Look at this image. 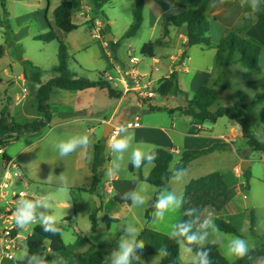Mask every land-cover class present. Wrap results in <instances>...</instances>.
<instances>
[{
    "label": "crops",
    "instance_id": "1",
    "mask_svg": "<svg viewBox=\"0 0 264 264\" xmlns=\"http://www.w3.org/2000/svg\"><path fill=\"white\" fill-rule=\"evenodd\" d=\"M68 1H71L73 4L72 22L78 26V29L71 33H65L55 24L54 12L61 5L62 0H6V15H4L0 2V21L5 20L13 32L14 46L10 49L19 51V59L22 62L28 61L21 58V53L27 49L25 43L29 40H36V35L46 33L50 28H53L59 41L66 45L67 51H70L71 48L75 51H83L84 49H89L92 45L99 44L100 48L104 50L110 59V63H106V69H109L110 72L105 71L103 75L105 78H111L113 86L122 90L123 95L121 98L115 99L110 98L104 90H86L93 91L94 93L90 97L85 98L84 101L89 102L92 99L94 104L88 107V109H84L82 107L83 100L73 105H70L68 100H65L66 103L63 100H59L61 106H58L59 104L54 105L52 97L56 92H77L54 89L49 101L52 111L51 122L48 126L50 129L48 134L41 140L52 137L53 141L60 142L66 140L64 137L73 136L75 133L79 135L81 131L77 130L74 126L83 119H73V116L76 114L86 113L89 115L85 119L87 122L109 124L114 128L119 127L121 124L129 126L136 122L138 118L140 126L135 128L129 127V130L135 133V142L141 147L155 146L156 149L171 151L174 156L171 165L175 164L177 166L180 163V156L185 150L206 149L216 143H227L236 138H239V140L242 138L240 126L232 120H230L231 124L226 128L229 131L228 134L226 133L222 136L214 134L217 125L225 117L220 118L216 124H212V128H208L206 124L209 123L201 122L181 112L171 114L168 111L151 110L152 106L164 109L184 107L187 105V100L179 94L180 90L192 97L206 83L213 84L218 78L219 70L216 64L217 47L225 37L226 31L237 26H239L237 29L244 30L248 36L255 39L262 46L259 58L260 73L254 76H247L242 66L237 69V67L232 65L231 69L233 73L229 77V84L233 87L235 82H250L248 78L251 79V77L255 78L254 82L256 83L264 81V32L252 16L243 14V6H241L240 0H224V3H217L215 7L210 5V0H171L175 4V13L192 8L202 12L206 16L210 24L208 37L212 47L206 50H203L199 46L188 48L185 26L180 28L171 27L169 36L164 39L165 44L156 48L154 58L143 57L141 50L144 44L162 38L163 29L161 22L170 13V0H144L143 23L136 36L132 38H124V35L134 23L133 12L136 0H113L111 3L105 5L103 11L108 18V27H105V23L97 18L92 10L90 0ZM99 24H101L100 28ZM82 26H84V33L80 32ZM110 42H113L114 45L119 44L115 47V54L112 52V48L114 47ZM4 43L5 28L0 26V46ZM195 47L199 48L198 52L193 51ZM137 53H139L140 57L136 55ZM132 58L137 59L136 63L131 62ZM207 58L211 60L209 61L210 64L207 63ZM3 59L4 57L0 60V63ZM196 59L199 60V63ZM11 73H13L12 69ZM11 73L5 69V77H11ZM155 73L160 74V78L156 79L157 81L163 78L174 77L178 95L181 97L179 106L170 107L158 102V95L143 103L136 101L131 94H127V89L125 90L124 87L128 86L129 81L134 82L136 77L143 76L145 78H148V76L152 78V75ZM52 76H54V73ZM19 79L24 82L26 80L25 74H22ZM0 81L4 83L6 80H1L0 78ZM9 83H13V81L10 80ZM186 87L190 90H186ZM218 87L219 85H217ZM17 99L19 100L20 97H17ZM260 105L257 110H259ZM221 106L231 107L238 105L228 104V102L221 100L219 96L210 110L214 112ZM6 108L12 115L11 108ZM157 113L161 115H156ZM62 125L69 127L60 129ZM87 132L92 136L90 144L68 155L73 158V161L66 166L58 165L55 160H49V158H33L31 168L28 167L25 164V157L34 151L32 147L37 145L39 140L22 145L19 150L13 153L7 147L10 144L14 145L15 142L21 143L24 136H34L35 134L20 136L18 139L9 142L6 146H0V148H4L5 158L14 160L24 174V177L16 182V188L13 191H22L26 194L27 198H34L41 194H46L51 198L54 214L61 221L62 234L60 236L66 245V250L63 253L56 254L52 252L50 241L34 230L36 226H29L20 231L25 240L16 256L24 249L25 244L27 245L28 238H32L35 242L43 245L45 254L48 255L47 257L50 261L52 259L63 258L64 264H89V253L92 250H101L108 253L104 256L103 264H106V257L116 247V240L121 234L119 232L120 227L132 221L140 231L139 239L145 242V247L141 251V260L144 264H160L165 254L169 228L165 224L153 226L151 220L147 219L146 213L154 205L153 199L159 191L153 185L151 188L142 187V184L146 182L138 180L140 173L144 176L149 175L154 168V164H145L141 168L133 167V171H131L130 163L128 170L132 173L131 177L122 178L117 174L108 176L107 170L112 164L113 154L111 152L110 154L107 153L105 147L104 154L109 160L100 170L102 178L96 191L91 193L89 189L92 187L94 180L92 163L95 146L99 140L95 137L96 128L94 126L88 129ZM108 142L109 138L105 142L109 146ZM228 148L215 151L188 163L185 166L187 173L190 171L201 173L207 167L204 165L210 158L223 156ZM3 159L4 157L0 160V182L4 171ZM214 164L219 165L217 162ZM62 173L69 180L67 193L56 191L60 184L58 176ZM219 173L225 176L224 172L220 171ZM207 174L190 176L182 185H170L169 190H174L178 194L182 193L184 195L186 186L193 179ZM131 189L142 192L146 201L144 205L133 206L131 201L117 202L115 200V196L121 197L124 192ZM9 199L10 195L5 200L0 201V207ZM230 200L231 191L228 202L222 210L223 215L226 214ZM95 210H98L96 213L97 226L93 229L91 215ZM181 210L174 214L178 220H174V215L172 214L166 223L170 224L186 220L183 214L184 211L183 209ZM105 216L117 219L118 221L107 225L104 221ZM79 218H82L83 221L82 228L79 226ZM77 231L82 232L88 241L80 242L76 234ZM70 232H72V236ZM16 256L14 259L0 258V264H19ZM156 256L158 258L155 260ZM183 256L189 263L183 261ZM179 261L182 264H192L191 257L185 256L181 248Z\"/></svg>",
    "mask_w": 264,
    "mask_h": 264
},
{
    "label": "trees",
    "instance_id": "2",
    "mask_svg": "<svg viewBox=\"0 0 264 264\" xmlns=\"http://www.w3.org/2000/svg\"><path fill=\"white\" fill-rule=\"evenodd\" d=\"M113 0H90L92 10L100 21L105 23L108 27V18L103 11V7ZM1 7L6 11V0H0ZM73 4L71 1L62 0L61 5L55 10L54 18L55 24L65 33H71L78 29V26L72 22ZM144 0H136L135 9L133 12L134 23L130 29L125 33L124 38H132L136 36L143 23ZM243 14H248L253 17L254 21L260 26L264 32V11L253 12L250 7L245 4L243 6ZM0 26L5 28V43L0 46V60L4 57L6 49L14 46L13 32L5 20L0 21ZM163 29V36L155 41H150L142 47L141 55L145 58H154L155 50L165 44L164 39L169 36L170 28H180L185 26L187 36V47L191 48L199 46L203 50L212 47L211 41L208 37L210 24L206 16L196 9H186L178 13H168L161 22ZM239 27V26H237ZM229 29L226 31L225 37L219 43L216 53V64L220 69V74L213 84L206 83L199 91L189 96L188 93L179 91V94L187 100V105L175 109H164L160 107H151L153 111H168L169 113L181 112L184 115L190 116L196 120L204 123L216 124L220 118H227L236 122L241 128V137L246 141L248 147L254 152H264V142H259L252 133L251 124L246 115H254L258 106L261 104V96H256L251 103H247L244 97L239 98L240 106H221L216 111L210 110L211 106L217 101L219 97V88L229 90V77L232 75L231 66L238 62L245 70V75L254 76L260 73L259 58L262 46L252 37L248 36L244 30ZM35 39L45 44L52 42L59 43L58 65L52 71L54 76L50 77L46 82H41V69L35 66L30 61L23 62L25 67V78L31 82L39 84V90L36 97V106L39 117L33 121L26 123H18L10 114L6 107L0 110V146L4 147L9 142L4 138L18 139L20 136L28 134H40L47 128L51 122L52 111L50 107V95L54 89L82 92L92 89H100L107 92L110 98L119 99L123 95V91L113 86L109 78H105L103 74H99V79L92 81L86 76H79L70 69L69 56L66 45L59 41L53 28H50L46 33H40L35 36ZM112 52L115 54L119 44H113ZM219 85V88H217ZM176 88L174 77L163 78L160 81L157 93L162 96H167ZM106 139H102L95 146L94 160L92 163V171L94 173V180L89 192L94 193L100 183L102 174L101 168L109 160L105 157ZM229 143H216L206 149H192L185 150L180 156V163L176 166L184 168L193 160L211 154L215 151L229 147ZM1 147V148H2ZM158 157L155 160L154 168L149 175L144 176L139 174L138 180L146 182L155 186L160 191L164 186V177L169 176V168L173 162L174 156L171 151L164 149H157ZM146 164V163H145ZM144 164V165H145ZM142 165L141 167H143ZM140 167V168H141ZM130 170L133 171V166L130 165ZM246 179L249 181L250 172H245ZM157 194L153 202H155ZM184 209L198 208L203 210H210L215 216V223L220 232L241 236L238 228L232 223L220 217L222 210L228 202L230 191L229 186L224 176L219 172H212L197 179H193L185 188L184 192ZM117 202H123L120 196H115ZM101 209V208H100ZM98 209V210H100ZM95 210L91 215L92 228L95 229L96 213ZM153 208L148 209L146 217L151 220ZM186 220L188 219L185 216ZM104 221L107 225L117 222V219H112L105 216ZM254 224V217L251 220ZM37 233L50 241V248L52 252L58 254L66 250L64 240L60 235L51 236L43 232V230L36 226L34 229ZM252 231H254L252 229ZM78 240L80 242L88 241L85 235L77 231ZM27 246L31 253L42 252L45 253V248L41 243L35 242L32 238H28ZM209 250V257L211 264H256L262 261L264 257V245L255 248L250 256L244 259H237L235 262H229L219 251L217 244H207ZM108 253L101 250H92L89 253V264H103L104 256ZM180 246L171 239H167L165 254L160 264H182L179 261ZM50 261V259L47 257Z\"/></svg>",
    "mask_w": 264,
    "mask_h": 264
},
{
    "label": "rangeland",
    "instance_id": "3",
    "mask_svg": "<svg viewBox=\"0 0 264 264\" xmlns=\"http://www.w3.org/2000/svg\"><path fill=\"white\" fill-rule=\"evenodd\" d=\"M80 32H85L84 26H82ZM25 44L27 49L24 50L23 53H21V58L31 61L36 66L40 67L41 82H46L53 74L51 69L54 66L58 65L59 43L56 41L49 44H44L40 41L29 40ZM193 51L198 52L199 48L195 47ZM67 52L70 58V68L74 73L79 76H86L92 81H96L99 79V74H104L105 71L108 73L110 72L109 69H106V63H110V59L106 55L104 50L100 48L99 44H95L94 46L92 45V47H90L89 49H84L83 51H75L73 48H71L70 51ZM138 54L139 53H137L136 55L140 57ZM19 57V51L8 48L4 59L0 63V70H2L0 72V78L1 80H6L4 83L0 81V110L3 107H10L13 118L18 123H26L33 121L39 117V113L37 111L36 106V97L39 90V84L31 82L28 79H26L24 82L19 79L22 74H25L24 64L19 59ZM198 61L199 60H197V62ZM206 61L207 63H209V61L211 60L207 58ZM233 66L237 67V69L241 67L240 63L238 62H235ZM5 69H7L9 73H11V69L13 70V73H11V77H5ZM219 74L220 69L218 70V75ZM159 75L160 74L155 73L154 75H152V78H149L148 76V78H145L141 82V92L144 95H148V93H153V96H142L139 92H136L132 88L134 86L133 81H129L128 86L126 88L124 87V89H127V94H131L136 101L145 103L147 102V100H150L152 99V97L154 98L158 95V102H161L166 106L170 107L179 106L181 97L178 95L177 88H174L171 93L167 96H162L157 93L161 81L156 80L157 78H160ZM254 79V77H251V79L248 78V81L250 82H235L233 87H231L229 90L220 89L218 87L219 96L221 100L228 102V104H236L238 106L240 105V96L244 97L247 103H251V101L256 96H261V105L259 107V110H256L254 115H248L247 118L252 126V133L254 137L259 142H264V81L256 83L254 82ZM10 80L13 81V83H9ZM186 88V90H190L188 87ZM24 89H27V94L22 97ZM93 93V91H58L53 95L52 98L54 99V105L59 104L58 106H61L59 100H63L65 103V100H68V103L70 105L77 104V102L79 103L80 100H83L82 107H84V109H88V107H91L94 104V101L91 99V101L85 102L86 100L84 101V99L90 97L91 95H93ZM17 97H20V99L18 100ZM220 103L223 104L222 102ZM55 110L57 113V108ZM156 115L161 114L157 113ZM88 117L89 115L86 113L74 115L73 119H83L79 121V123L75 124L74 127L77 130L81 131V133L79 132V134L86 133L91 138V134L87 131L88 129H91L94 126L96 128L95 137L99 141H101L102 139H104L105 125L87 122L85 119H87ZM230 124V120L224 118L217 125L214 134L217 136H222L226 133L228 134L229 131L226 128ZM206 126L208 128L213 127L212 124H206ZM67 127L65 125H62L60 126V129H64ZM49 129V127L45 128L38 135L24 136L21 143L15 142L14 145L10 144L7 147L10 149V152L13 153L19 150L22 145H26L33 141L39 140L38 144L32 147L34 148V151L31 154H27L25 157V164L28 167L31 168L33 158H49V160H55L58 165H69L73 161V158L69 156L61 157L59 155L58 149L56 148V145L59 142H55V140L53 141L52 137L41 140L45 135L48 134ZM74 135H77V133H75ZM70 137L72 136H67L64 138L67 140ZM4 140L8 142L13 141V139H10L8 137H5ZM227 143H229L230 145L227 152L223 154V156L219 158L213 157V159L210 158L204 165L207 167L202 170L201 173H194L190 171L187 173L186 179L190 176H196V174H207L220 171L224 172V178L231 191V200L227 207L226 214L223 215L221 213L220 217L235 225L241 233V237L249 240L251 243H254L256 246L255 248H258L264 245V152L252 151L243 138H241L240 140L239 138H236L231 142ZM135 146L139 145L134 141V147ZM105 147L107 153L110 154L111 151L108 144H105ZM2 157L3 155L0 154V160L2 159ZM215 161L219 165L214 164L216 163ZM242 162L248 163L247 170L243 169ZM129 164V153H125L124 159L120 162V171L117 173V175L122 178L131 177L132 173H130L128 170ZM246 171L250 172L249 181L246 179ZM16 182L13 183L10 188V191H13L16 188ZM142 187L151 188L153 186L151 184L143 183ZM208 213H211L214 219L216 218V216L210 210H206L205 215H207ZM252 216L254 217L253 225L251 223ZM173 219H177L176 215H174ZM79 224V226L82 228V218H79ZM164 224L167 226L169 225L166 222L160 225ZM252 229L254 231H252ZM71 233L72 232H70V235L72 236ZM232 236L235 235L219 232V235H212L209 237L208 244H217L219 246L220 253L225 257L222 248V242L226 243L227 240ZM66 240L68 241V239ZM182 258L183 261L189 263V261H187L184 256ZM226 259L231 263L237 260H230L228 258ZM256 264H264V257L262 261Z\"/></svg>",
    "mask_w": 264,
    "mask_h": 264
},
{
    "label": "clouds",
    "instance_id": "4",
    "mask_svg": "<svg viewBox=\"0 0 264 264\" xmlns=\"http://www.w3.org/2000/svg\"><path fill=\"white\" fill-rule=\"evenodd\" d=\"M217 3H224V0H210V5L215 7ZM241 6L247 4L253 12L264 11V0H240ZM169 12L175 13V4L169 2ZM128 125L121 124L113 128L109 133V148L114 155L111 166L107 170V175L112 176L120 171V162L124 159V154L129 153V160L133 167L140 168L142 165L153 164L158 157L155 146L141 147L135 146V135L129 130ZM90 144L88 134L74 135L67 140L60 141L56 148L61 157L68 156L77 149L85 148ZM170 175L164 177L165 186L159 191L153 205L151 223L159 226L167 221L170 215L177 213L184 208V196L174 190H169L170 185H182L186 181L187 170L178 168L172 164L169 168ZM59 177V193H67L69 180L62 173ZM122 201H131L133 206L145 204V196L141 191L131 189L121 195ZM183 214L187 220L170 223L168 225L167 236L176 241L182 253L191 257L192 264H211L209 250L206 245L209 237L219 235V228L211 213L205 215L203 210L198 208L184 209ZM15 224L20 230L29 226H39L44 233L51 236L62 234L61 221L58 220L53 211L51 198L46 194L37 195L34 198H24L23 194L17 201L15 211ZM121 233L117 239L116 247L113 248L106 264H144L141 260V251L145 247V242L139 239L140 231L135 223L129 221L119 229ZM255 244L241 236H232L226 243L222 242L224 255L228 259H244L255 251ZM47 254L42 252L31 253L25 244L16 259L19 264H64L63 258L47 259ZM158 257L156 256L155 260ZM154 260V261H155Z\"/></svg>",
    "mask_w": 264,
    "mask_h": 264
},
{
    "label": "built area",
    "instance_id": "5",
    "mask_svg": "<svg viewBox=\"0 0 264 264\" xmlns=\"http://www.w3.org/2000/svg\"><path fill=\"white\" fill-rule=\"evenodd\" d=\"M99 28L101 24H99ZM137 59L132 58L131 62L136 63ZM112 80L111 78H109ZM145 79L143 77H136L134 80V86L132 87L136 92H139L142 96H153V93L144 95L141 92V82ZM147 87V86H145ZM27 94V89L23 90V96ZM130 128L140 126V120L137 118L136 122L129 125ZM0 154L4 159V171L0 182V201L5 200L8 195L10 199L0 207V258L14 259L16 253L24 243V238L21 235V230L17 228L15 224L14 211L17 201L21 198L22 194L24 198H27L26 194L22 191H10L14 182L21 180L24 174L20 166L11 159L5 158L4 148H0Z\"/></svg>",
    "mask_w": 264,
    "mask_h": 264
},
{
    "label": "water",
    "instance_id": "6",
    "mask_svg": "<svg viewBox=\"0 0 264 264\" xmlns=\"http://www.w3.org/2000/svg\"><path fill=\"white\" fill-rule=\"evenodd\" d=\"M113 128H114V127L111 126V125H109V124H106V125L104 126V139H108V138H109V133L112 131ZM242 167H243L244 170H247V168H248V163H247V162L243 163V164H242Z\"/></svg>",
    "mask_w": 264,
    "mask_h": 264
}]
</instances>
